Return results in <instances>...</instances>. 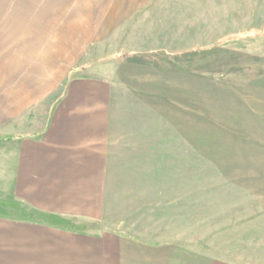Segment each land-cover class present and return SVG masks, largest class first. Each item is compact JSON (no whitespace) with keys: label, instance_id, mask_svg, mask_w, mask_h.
Segmentation results:
<instances>
[{"label":"rangeland","instance_id":"obj_1","mask_svg":"<svg viewBox=\"0 0 264 264\" xmlns=\"http://www.w3.org/2000/svg\"><path fill=\"white\" fill-rule=\"evenodd\" d=\"M133 7L114 31L0 17V136L38 132L68 79L100 77L119 122L108 146L118 175L110 201L74 211L67 227L165 247L168 264H191V253L264 264V0Z\"/></svg>","mask_w":264,"mask_h":264},{"label":"crops","instance_id":"obj_2","mask_svg":"<svg viewBox=\"0 0 264 264\" xmlns=\"http://www.w3.org/2000/svg\"><path fill=\"white\" fill-rule=\"evenodd\" d=\"M133 6L134 0H0V17H53L47 23L54 30L93 23L100 25L98 31H114L119 16L134 15ZM83 16L94 19H74ZM25 29L34 30H15ZM111 97L100 77L70 78L41 130L0 136V203L65 219L78 216L79 208L86 213L93 203H108L112 177L118 175L109 166L108 146L119 136ZM167 256L165 247L113 234L68 232L0 217V264H168ZM190 256L191 264H206L198 253Z\"/></svg>","mask_w":264,"mask_h":264},{"label":"trees","instance_id":"obj_3","mask_svg":"<svg viewBox=\"0 0 264 264\" xmlns=\"http://www.w3.org/2000/svg\"><path fill=\"white\" fill-rule=\"evenodd\" d=\"M1 206H10L14 209H16L17 211H21V212H30V213H33V210L30 209V208H21V209H17V206L15 204H8V203H0ZM36 212V211H35ZM0 217H3V218H11V216H8L6 214H0ZM43 218H45L47 221H32V223H36V224H39V225H45V226H49V227H52V228H55V229H60L62 231H68V232H75V233H82V232H78L76 230H73L71 228H68L67 226L71 224L70 221H66L65 219L63 218H60V217H57V216H53V215H43ZM22 219V218H21ZM23 221L25 222H30L26 219H24Z\"/></svg>","mask_w":264,"mask_h":264}]
</instances>
